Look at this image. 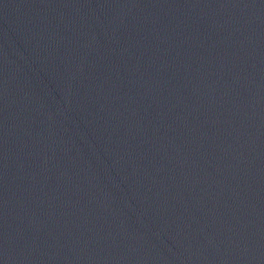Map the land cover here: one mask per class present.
<instances>
[{
	"label": "water",
	"instance_id": "95a60500",
	"mask_svg": "<svg viewBox=\"0 0 264 264\" xmlns=\"http://www.w3.org/2000/svg\"><path fill=\"white\" fill-rule=\"evenodd\" d=\"M0 264H264V0H0Z\"/></svg>",
	"mask_w": 264,
	"mask_h": 264
}]
</instances>
